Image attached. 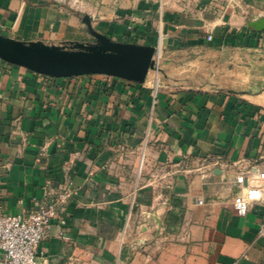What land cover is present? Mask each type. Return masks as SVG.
Here are the masks:
<instances>
[{
  "label": "crops",
  "instance_id": "1",
  "mask_svg": "<svg viewBox=\"0 0 264 264\" xmlns=\"http://www.w3.org/2000/svg\"><path fill=\"white\" fill-rule=\"evenodd\" d=\"M83 15L159 48L160 69L137 83L0 59L2 212L34 210L47 181L71 184L39 244L45 264H264V199L233 207L239 174L263 184L264 29L250 24L264 0H0V34L90 42Z\"/></svg>",
  "mask_w": 264,
  "mask_h": 264
},
{
  "label": "water",
  "instance_id": "2",
  "mask_svg": "<svg viewBox=\"0 0 264 264\" xmlns=\"http://www.w3.org/2000/svg\"><path fill=\"white\" fill-rule=\"evenodd\" d=\"M82 21L93 39L90 42L51 45L0 34V59L49 77L103 74L137 83L145 81L153 68L154 46L112 40L93 29L88 15H83ZM250 26L262 31L264 18Z\"/></svg>",
  "mask_w": 264,
  "mask_h": 264
},
{
  "label": "built area",
  "instance_id": "3",
  "mask_svg": "<svg viewBox=\"0 0 264 264\" xmlns=\"http://www.w3.org/2000/svg\"><path fill=\"white\" fill-rule=\"evenodd\" d=\"M208 39L211 36L207 37ZM153 68L160 69L161 53L155 48ZM263 181L261 187L243 186L244 174L237 176L240 191L233 199V207L239 216H245L253 201L264 199V171L256 173ZM47 197L32 211L25 214H4L0 207V264H45L38 257L39 244L47 236L54 219L64 221L63 214L74 191L70 183L57 187L47 181ZM258 238L264 239V222L259 225ZM63 238H67L62 234ZM145 239L137 236L132 245H142Z\"/></svg>",
  "mask_w": 264,
  "mask_h": 264
},
{
  "label": "rangeland",
  "instance_id": "4",
  "mask_svg": "<svg viewBox=\"0 0 264 264\" xmlns=\"http://www.w3.org/2000/svg\"><path fill=\"white\" fill-rule=\"evenodd\" d=\"M65 1V0H64ZM69 1V0H68ZM76 1V0H75ZM67 2V1H66ZM71 4H74V3H71ZM83 13H81V16H82Z\"/></svg>",
  "mask_w": 264,
  "mask_h": 264
}]
</instances>
